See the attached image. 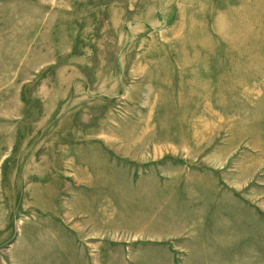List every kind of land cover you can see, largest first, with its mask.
Instances as JSON below:
<instances>
[{
	"label": "rangeland",
	"instance_id": "rangeland-1",
	"mask_svg": "<svg viewBox=\"0 0 264 264\" xmlns=\"http://www.w3.org/2000/svg\"><path fill=\"white\" fill-rule=\"evenodd\" d=\"M0 264H264V0H0Z\"/></svg>",
	"mask_w": 264,
	"mask_h": 264
}]
</instances>
